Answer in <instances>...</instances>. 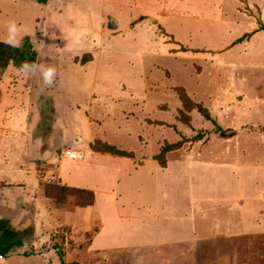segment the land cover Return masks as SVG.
Instances as JSON below:
<instances>
[{
    "label": "rangeland",
    "instance_id": "1",
    "mask_svg": "<svg viewBox=\"0 0 264 264\" xmlns=\"http://www.w3.org/2000/svg\"><path fill=\"white\" fill-rule=\"evenodd\" d=\"M263 3L0 0V40L15 21L35 64L56 69L51 86L38 69L24 78L9 65L0 76L11 97L0 96V127L25 132L15 154H1L33 168L41 186L81 188L42 179L59 162L64 174L77 169L95 201L78 207L71 190H58L65 220L41 217L19 201L23 188L11 190L24 245L0 264H61L65 255L78 264H264V38L235 42L264 34ZM96 141L132 157L97 151ZM178 141L161 166L155 156ZM22 175L0 172V181ZM114 189L117 206L106 195Z\"/></svg>",
    "mask_w": 264,
    "mask_h": 264
},
{
    "label": "crops",
    "instance_id": "2",
    "mask_svg": "<svg viewBox=\"0 0 264 264\" xmlns=\"http://www.w3.org/2000/svg\"><path fill=\"white\" fill-rule=\"evenodd\" d=\"M166 11L167 10H165V12ZM160 12H162V10H160ZM254 34L256 36L261 35V38H264L263 31L250 33L249 39H248L249 43H250L251 37H253ZM248 40H246L245 43ZM246 47H247V45H246ZM0 96L3 100H10L11 99V97L6 93L5 90H2L0 92ZM18 134L25 135V132H22L21 130L17 131V130L11 129L10 125H8L7 128L6 127H0V172H7V173L21 172L23 174L22 176L15 179L14 182L13 181L12 182L0 181V217L9 219L11 221V225H12L13 215H11V214L13 212V208L11 206L14 203H16L17 201L16 200L12 201V199L8 197V193L11 190L19 187L21 189L23 188V191H24V193L21 194V197H19V201H21V203H24V204L31 203L33 206L35 214L40 215L42 217V215L44 216V214H45V216H49L52 213H56L57 217L60 216L62 219H64L65 218L64 217L65 207L57 208L55 206V203L53 202L52 198L45 196L44 191H43V186L40 185V183H39L40 179L36 176V172L34 171V169L30 168L28 171H25L24 167L16 168L15 162L10 163L9 159H6L3 153L1 154V152H3V150L1 151L2 148L7 149L8 154L7 153L6 154L8 156H10V155H13L16 153L17 148L19 149L22 147V145L20 146V143L17 140ZM35 145H27L26 147L30 149V148H34L33 146H35ZM42 151H43V157L47 161H50L51 159L53 160V158L50 157L51 151L49 149L43 148ZM1 155H2V157H1ZM59 163L53 168L47 167V169L43 170L45 172V175H43L42 179H46L49 182H50V179H53L54 181H56L54 183H60V184L71 185L74 187L86 188L83 185H80V183H78V181L74 177L75 173L77 172V169L75 171L73 169H71L72 171L70 174H66V173L64 174L63 173V167ZM44 165L50 166L48 164V162L46 164H43V166ZM67 169H69V168L67 167ZM48 175H50L49 178H48ZM106 195H110L111 200L117 206V201L114 197L116 195V189H114V191L110 194H109V192H106ZM205 195H206V198L212 197V195H208L207 193H205ZM224 195L225 194L219 195V197L217 199L225 198ZM208 196H210V197H208ZM212 198H210V199H212ZM94 202L91 205H89V207H92L94 205ZM250 227L252 229H255L256 226L252 223H249L248 229ZM259 227H264V225H262V226L259 225ZM96 234H97V231L95 232V235ZM167 237H169V236H167ZM93 239H94V237H93ZM154 241H155L154 245H156L158 242V239H156ZM139 245H141V244H139ZM145 245L146 244H144L142 246H145ZM154 245H148L147 244V246H149V247L154 246ZM66 256L67 255H65L63 257V261L61 264H64V263L69 264L70 262H73V261H75V262L80 261V258H78V257L66 258ZM0 258H3V257L0 256Z\"/></svg>",
    "mask_w": 264,
    "mask_h": 264
},
{
    "label": "trees",
    "instance_id": "3",
    "mask_svg": "<svg viewBox=\"0 0 264 264\" xmlns=\"http://www.w3.org/2000/svg\"><path fill=\"white\" fill-rule=\"evenodd\" d=\"M39 2H43V0H38ZM250 33H245L241 37L237 38L235 42L242 41L245 37L249 36ZM37 53L33 47V43L31 38L26 35L20 42V47L13 48L10 45H7L0 40V76L4 74L7 67L9 65L14 66L19 70L22 64H35L36 63ZM83 63V59L81 60ZM202 112V115L207 119L214 122V120L209 115L208 111L205 108H199ZM217 130H221L220 126H217ZM203 136V132H199L195 135L196 139H200ZM181 145V141L168 143L163 146L161 152L155 156V159L158 160L159 164L163 166L165 164V159L162 156L165 152L171 151ZM91 148L97 151L110 152L116 155L132 157V153L119 149L112 144H108L101 141H96L90 145ZM53 185V186H52ZM67 189L72 191V194L76 196V204L80 207H86L93 203L94 194L92 191L83 189V188H69L67 186H61L59 184H44L43 191L45 196L53 199L56 205L64 204V199L58 196V190L66 191ZM88 193L89 199L86 201L80 200V194ZM24 241L20 236L19 232L15 230L11 221L7 218L0 217V256L5 257L10 255L11 253L18 251L19 248L23 247ZM27 254H25L26 256ZM69 264H78V262H70Z\"/></svg>",
    "mask_w": 264,
    "mask_h": 264
},
{
    "label": "clouds",
    "instance_id": "4",
    "mask_svg": "<svg viewBox=\"0 0 264 264\" xmlns=\"http://www.w3.org/2000/svg\"><path fill=\"white\" fill-rule=\"evenodd\" d=\"M7 29V36L3 42L10 45L13 48L20 47V42L18 40V26L15 21H8L5 25ZM39 70V73L43 77L44 86H51L54 82L56 69L51 66H45L43 64H28L24 63L18 70V75H22L24 78H28L30 74H35Z\"/></svg>",
    "mask_w": 264,
    "mask_h": 264
},
{
    "label": "water",
    "instance_id": "5",
    "mask_svg": "<svg viewBox=\"0 0 264 264\" xmlns=\"http://www.w3.org/2000/svg\"><path fill=\"white\" fill-rule=\"evenodd\" d=\"M153 22H156V20H153ZM238 98H241V96H237Z\"/></svg>",
    "mask_w": 264,
    "mask_h": 264
},
{
    "label": "built area",
    "instance_id": "6",
    "mask_svg": "<svg viewBox=\"0 0 264 264\" xmlns=\"http://www.w3.org/2000/svg\"><path fill=\"white\" fill-rule=\"evenodd\" d=\"M65 234H67V231H64Z\"/></svg>",
    "mask_w": 264,
    "mask_h": 264
}]
</instances>
